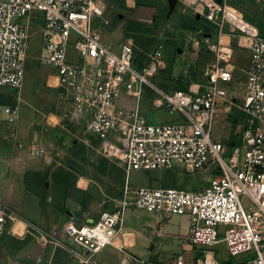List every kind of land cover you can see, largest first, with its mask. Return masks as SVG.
<instances>
[{"label": "built area", "instance_id": "built-area-1", "mask_svg": "<svg viewBox=\"0 0 264 264\" xmlns=\"http://www.w3.org/2000/svg\"><path fill=\"white\" fill-rule=\"evenodd\" d=\"M182 2L191 16L216 26L214 41L199 32L214 59L203 82H193L187 90H165L154 80L165 67L164 44L138 68L133 42L112 44L97 26L107 12L105 0H0V87L23 88L29 41L38 29L39 60L53 70L67 105L66 120L102 139L103 152L121 162L127 179L137 169L199 172L212 167L216 172L197 190L127 181L116 210L93 223L66 221L62 233L0 199V238L36 236L70 253L74 261L97 264L94 256L114 243L125 212L138 208L189 217V241L200 254H178L166 264H225L214 249L220 242L233 258H243L239 264H264V34L230 0ZM236 47L250 52L242 68L232 62ZM239 71L245 76V94L237 105L228 97L227 85ZM144 96L177 119L149 120L141 111ZM233 108L246 117L239 145L228 148L215 136V126L220 114ZM19 115L18 104H0V120L14 122ZM130 258L155 264L128 253L122 264Z\"/></svg>", "mask_w": 264, "mask_h": 264}, {"label": "crops", "instance_id": "crops-1", "mask_svg": "<svg viewBox=\"0 0 264 264\" xmlns=\"http://www.w3.org/2000/svg\"><path fill=\"white\" fill-rule=\"evenodd\" d=\"M181 1L182 0H125V4L128 9L136 13V18L140 19V21L142 19H149V23H155V19L160 15L161 10L165 9L166 16L170 17L175 13V10L180 9L178 6ZM261 1L262 0H231V3L241 9L251 20L259 22L254 9H258L257 7ZM187 10L189 13L190 8H181L180 13ZM183 12L178 15L182 16L184 14ZM177 27H179L180 31H184V36L189 34L187 32L189 30L184 29L182 24ZM199 32L200 31L196 32L199 35V44H196V40H194V43L200 46L202 43L207 46L204 38L206 34H211L210 38L213 41V36L215 39L217 36L216 31L205 33L204 37ZM176 38L178 41V37ZM180 42L181 41H178L179 46L177 49L183 54L186 50L181 47ZM195 48L196 47H194V49ZM194 54H197V51H195ZM52 73L53 70L48 73L47 85L52 83L53 85H48V87L54 88L60 92L61 89L56 86L55 77ZM28 104L29 108L23 109L18 103L20 115L16 121L11 122L7 119L0 120V180L4 184L2 186L0 185V199L4 200L19 212H25L26 214L22 213L29 219L34 222L37 221L36 218H34L30 212H26L25 209H34L38 206L41 218L44 219L43 222L51 219L55 216L56 211H58V214L62 215L58 231L62 233L64 232L66 221L71 223L74 219L78 223H93L100 218L102 213L116 210L118 199L121 198L127 181L133 186L154 185V183L151 184L148 177L139 182H130L131 180L127 179L125 169L121 162L102 154V157L101 155L99 156V158H101L100 161L97 162L98 174H100L104 180L103 183H101L102 186L99 184L100 188L105 190L102 191V193L104 192L102 198L101 195L96 196V193L92 190V185L94 187L93 183L98 179V175L95 177L92 175H79L80 173L77 170L74 172L77 176L73 177L75 183L74 187L86 192L87 201L85 203L79 201L78 198L76 199L77 202H70L71 200H67L68 198L61 200L60 197L54 196L52 193H49L44 200L45 189H54L58 192V152H72L74 159L82 163L81 161L86 159L87 155L89 158L88 151L90 147L94 148L95 145L102 146V139L87 131L85 126L68 122L65 118L66 106L63 107L60 102L58 103V114L46 112L44 108L40 106L36 108V106L30 102ZM64 105H66V103ZM147 114L149 118L156 117L154 111L147 112ZM170 115V119H177V116ZM59 133L60 136H58ZM63 135L70 138L69 146H63ZM40 149H43L44 153H36ZM78 152L82 153L78 154ZM111 178L115 180V183H113L111 187L117 188L116 183H118L119 187L117 189L119 190H112L110 187L112 183ZM21 188H23V194L19 195L18 191ZM26 192H29L28 198L25 196ZM72 204H75V208H72ZM136 209L138 208H132L129 209V211L133 215H138ZM147 211L152 214L155 212ZM126 212L125 215H127ZM125 215L123 225L114 243L107 245L94 256V260L97 264H122L125 259V253L131 256L133 255L141 260L152 261L155 264H166L178 254L197 256L199 253L195 247H191L189 241L191 224L188 216L181 215L175 217L179 220L178 227H175L169 223V220H171L175 214L172 215L156 211L153 214L156 220L154 228L151 226H148L150 228H136L125 226ZM164 219H167L166 224H162ZM184 223L188 225L186 231H184L182 226ZM157 224L159 226H157ZM54 227L58 226H53V228ZM46 229L51 230L49 228ZM145 242H152V245H148L147 251L141 249L142 244ZM141 254H143V257ZM128 262L129 264H139L134 258H130Z\"/></svg>", "mask_w": 264, "mask_h": 264}, {"label": "rangeland", "instance_id": "rangeland-1", "mask_svg": "<svg viewBox=\"0 0 264 264\" xmlns=\"http://www.w3.org/2000/svg\"><path fill=\"white\" fill-rule=\"evenodd\" d=\"M120 0H106L107 2V12L106 15L101 17L97 22V26L100 27L104 34V38L107 41H110L112 44L119 45L125 41H132L134 44V48L138 50V52L143 55L147 56L151 53L159 44H164V60H165V67L160 69L158 74L156 75L158 78L154 80L157 85L165 90H173L177 82L186 81L189 78L192 79L194 73H198V79L194 82H203L204 81V73L206 67L201 68L198 64L199 53L201 51V46L196 45L194 43L195 39H199L197 31H187L189 34L184 36L183 32L179 30L178 25L182 23V21L188 16V10L183 12L182 16L178 15L181 11V8H186L184 3L179 2V8L175 10V13L170 16H162L159 15V22L156 23H149V19H140L136 18V13L133 10H126L119 6ZM231 1V0H230ZM177 5V4H176ZM188 8V7H187ZM258 9H254L257 15V19L259 23H262L264 26V0L257 7ZM181 12V13H182ZM180 13V14H181ZM120 15L121 19H118ZM141 22L140 25L135 24L134 27L137 26L136 30L131 31L127 30V25L129 23ZM254 23H258L257 21H253ZM139 30V31H137ZM34 36L29 41V53L30 57L28 59V66L26 71V78L21 90L11 88V87H0V104H20L23 109L29 108V102L36 106V108L43 107L46 112H53L58 114V103L60 102L62 106H66L65 99L63 98V94L61 91H57L54 88L48 87L50 83L47 85V76L51 68L43 65L39 60V54L41 52L40 49V38L38 36V29L34 30ZM128 34H142L144 36V40L142 41L140 36L138 37L139 41L136 43L134 37H129ZM180 45L182 48L186 50L185 53L182 54L178 51V46ZM181 37V38H180ZM213 39L215 37L213 36ZM142 41V42H141ZM165 44L167 49H165ZM200 46V47H199ZM233 46H236V42H233ZM194 47H196L194 49ZM197 51V54L194 52ZM193 52V55H192ZM250 57V52L246 49H241L236 47L235 56L233 59V64L242 68L244 67ZM147 60V59H146ZM167 77V78H166ZM164 83L167 85H161ZM53 85V84H52ZM51 86V85H50ZM176 88V87H175ZM228 97L233 100L237 105L241 104L243 96L245 94V76L244 74L239 71L236 75V78L231 81L227 85ZM65 107V108H66ZM141 111L148 117L147 112L154 111L156 117H148L149 120L153 122H166V121H173L171 115L166 111L161 109H156L153 107L151 101L148 97L144 96L141 101ZM61 112V111H60ZM241 119L240 123L235 126L234 120ZM245 117H242L238 111H234V108L229 113H221L219 119H217V123L215 126V136L219 137L221 141L228 147H232L230 142H233L235 136H237L238 141L241 138V130L243 127V122ZM82 132V131H80ZM234 135V136H233ZM60 136V133L58 134ZM64 136V135H63ZM70 138L63 137L62 144L63 146H69ZM69 141V142H68ZM59 143V142H58ZM61 144V146H62ZM80 151V150H79ZM82 151V150H81ZM89 158L87 155L86 159H83L80 163L74 159V155L72 152H58V172L59 171H66L70 172L68 179H72L73 177L77 176L74 172L79 171V175H92L97 176L98 179L94 182V187L92 185V190L97 195H101L102 198V191L103 188H100L101 183H103V179L97 171V162L100 161L101 158L99 156L105 154L103 152L102 146H96L94 148L89 149ZM95 152V153H94ZM82 153V152H78ZM119 161V160H118ZM72 170V171H71ZM126 173V171H125ZM213 168H207L203 171L197 172H190L185 169H180L178 167L174 168H159V169H137L133 170L129 174L130 182L135 183L142 181L143 179H150L151 184L160 186V187H181L187 189H200L209 184L210 180L214 177ZM126 175V174H125ZM112 183L110 187L115 183L114 179L111 178ZM100 184V185H99ZM117 184V188L119 184ZM0 185H4L3 182L0 180ZM102 186V185H101ZM21 187V186H20ZM112 188V187H111ZM110 188V189H111ZM117 188H112L115 190ZM119 190V189H117ZM58 191V190H57ZM105 191V190H104ZM109 191V189H108ZM54 196H64L63 190L59 193L56 192L54 189L49 190ZM19 195L23 194V188L19 189ZM29 195V192L25 193L26 198ZM60 197V198H61ZM79 197L74 191V188H70L69 190V197L67 200H71L70 202L76 201ZM63 198H61L62 200ZM99 199V198H98ZM72 208H75V204L71 205ZM77 206V205H76ZM78 208V206H77ZM26 212H30L31 215L36 218L37 224L42 227H46L49 229H55L58 232L59 223L62 218L61 214H58L56 211L55 216L49 219L46 222H43V218H41L40 212L38 211V206L32 209H25ZM138 215H133L129 210L126 212L125 215V226L126 227H136V228H150L155 227V218L153 214L150 213L145 209H136ZM23 212V211H22ZM20 212L22 215L25 212ZM26 214V213H25ZM26 216V215H24ZM181 215H174L171 220H169L170 224L178 227L179 220L175 217ZM27 217V216H26ZM28 218V217H27ZM157 218V217H156ZM43 222V223H42ZM167 219H164L162 224H166ZM50 226V227H48ZM53 226H58L54 227ZM157 226H159L157 224ZM184 231L187 230L188 225L184 223L183 225ZM58 234V233H57ZM152 245L151 243L145 242L142 244L141 249L147 251L148 245ZM1 250H0V261L1 264H85L80 262L79 260L74 261L70 253L66 252L63 249L57 248L53 249L51 245L45 244L40 238L36 236H26L22 237H15L11 235L4 236V238L0 242ZM214 249L218 251L219 258L222 261L225 260H233L239 261L237 258H233L231 254L228 252V247L225 242H220ZM143 257V254H141Z\"/></svg>", "mask_w": 264, "mask_h": 264}, {"label": "trees", "instance_id": "trees-1", "mask_svg": "<svg viewBox=\"0 0 264 264\" xmlns=\"http://www.w3.org/2000/svg\"><path fill=\"white\" fill-rule=\"evenodd\" d=\"M119 6L120 7H122V8H125L126 10H130V9H128L127 7H126V4H125V0H120L119 1ZM161 10V9H160ZM162 11V12H161ZM160 11V15H162V16H166V11H165V9H163V10H161ZM245 16H246V18L249 20V21H251L252 23H254L253 22V20H251L249 17H247V15L245 14ZM118 19H121V17H120V15L118 16ZM158 22H159V16L155 19V23L156 24H158ZM135 24H138V25H140L141 24V22H133V23H129L128 25H127V30L129 31V30H131V31H134V30H136V28H137V26L136 27H134V25ZM182 27L184 28V29H186V30H191V31H202V32H204V33H210V32H214V31H216V26L213 24V23H211L210 21H208L207 19H205L204 17H201L200 19H197V18H195V17H193V16H191V14L189 13L188 14V16L182 21ZM254 24H256V23H254ZM259 28H260V30H261V32L264 34V26H263V24L262 23H257L256 24ZM137 31H139V30H137ZM140 35H142V34H137V35H133V34H128V36L129 37H134V40H135V42L137 43L138 41H139V39H138V37L140 36ZM140 38H141V40L143 41L144 40V36L142 35V36H140ZM141 41V42H142ZM165 49H167V47H166V44H165ZM177 49V48H176ZM134 50H135V56H136V58H135V61H134V63H135V65L138 67V68H143V66L149 61L148 59H149V57L147 56V53H146V56H143V55H141L139 52H138V50L137 49H135L134 48ZM199 58L198 59H200L199 61H198V64H199V66L201 67V68H203V67H206V65L209 63V62H212L213 61V59H214V53L204 44V43H202L201 44V51H200V53H199ZM147 59V60H146ZM198 73H194L193 74V77H192V79H188V80H186L185 82L184 81H181L182 79H180V81L179 82H177V84L175 85V87H174V89L173 90H175V89H188L189 88V86H190V84L192 83V82H194L195 80H197L198 79ZM167 78V77H166ZM203 78H204V76H203ZM193 79H195V80H193ZM155 80H157V82H158V78H157V76H155ZM197 82V81H196ZM161 85H163V86H165V88H167V85L166 84H164V83H161ZM234 111L236 112V111H238L239 112V114L242 116V117H246V115L240 110V109H238V108H234ZM240 121H241V119H235L234 120V123H235V126L237 127V125L240 123ZM234 136V135H233ZM239 143H240V140L238 141V138H237V136H235V139H234V141L233 142H230V144H231V146L232 147H230V148H233V147H235V146H237V145H239ZM70 175V172H66V171H59L58 172V193L61 191V190H63V192H64V196L63 197H61V196H59L58 195V197H61V198H63V199H67V197H69V190H70V188H74V191L77 193V194H79V197H78V200L79 201H81V202H83V203H85L86 201H87V195H86V192H84V191H82V190H80V189H76L75 187H74V185H75V183H74V180H73V178L70 180V179H68V176ZM45 179L47 180V177L45 176ZM50 192H49V190H47V189H45L44 190V200H45V198L48 196V194H49ZM60 198V199H61ZM43 200V203L45 202ZM45 204V203H44ZM4 238V237H3ZM200 253H198V255H199ZM239 261H233L232 259L231 260H225L224 262H225V264H239L241 261H243V258H240V259H238Z\"/></svg>", "mask_w": 264, "mask_h": 264}, {"label": "flooded vegetation", "instance_id": "flooded-vegetation-1", "mask_svg": "<svg viewBox=\"0 0 264 264\" xmlns=\"http://www.w3.org/2000/svg\"><path fill=\"white\" fill-rule=\"evenodd\" d=\"M70 223V222H69ZM3 238H0V242H1V240H2ZM0 250H1V246H0ZM0 264H1V261H0Z\"/></svg>", "mask_w": 264, "mask_h": 264}, {"label": "water", "instance_id": "water-1", "mask_svg": "<svg viewBox=\"0 0 264 264\" xmlns=\"http://www.w3.org/2000/svg\"><path fill=\"white\" fill-rule=\"evenodd\" d=\"M211 34H206L205 36L210 37Z\"/></svg>", "mask_w": 264, "mask_h": 264}]
</instances>
